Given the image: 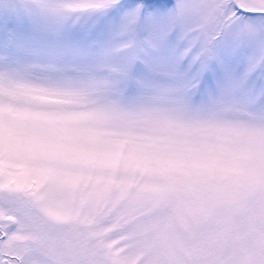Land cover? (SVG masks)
<instances>
[{
	"label": "snow or ice",
	"instance_id": "6c2138e0",
	"mask_svg": "<svg viewBox=\"0 0 264 264\" xmlns=\"http://www.w3.org/2000/svg\"><path fill=\"white\" fill-rule=\"evenodd\" d=\"M0 264H264V0H0Z\"/></svg>",
	"mask_w": 264,
	"mask_h": 264
}]
</instances>
